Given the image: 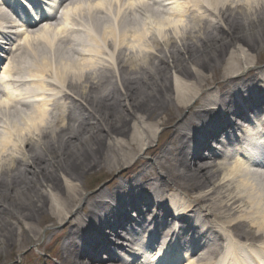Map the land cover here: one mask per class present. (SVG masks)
Listing matches in <instances>:
<instances>
[{"label": "bare ground", "instance_id": "1", "mask_svg": "<svg viewBox=\"0 0 264 264\" xmlns=\"http://www.w3.org/2000/svg\"><path fill=\"white\" fill-rule=\"evenodd\" d=\"M162 2L130 0L132 8L120 18L130 29L124 37L114 33L108 40L109 36H103L101 47L112 49L111 58L73 67L72 73L63 71L58 81L52 79L59 88H66L64 93L54 96L43 82L36 86V93L24 90L23 94L17 89V81L26 78H15L19 74L16 60L28 51L30 40L8 60L2 71L0 113L18 108L19 99L30 103L31 98L33 103L23 108L40 113L38 118L30 111L23 115L28 126H34L31 131L10 122L19 137L15 143L10 142V132L9 136L0 134V258L16 256L26 244L44 247L47 229L65 224L68 237L60 249L59 264H118L122 259L110 254L112 246L139 245L133 237L141 234L139 229L150 235L157 230L166 238L174 225L181 230L177 241L184 239L186 248L175 246L173 263H181L183 252L190 257L181 264H226L230 256L240 264L242 255L254 264H264V175L256 178L245 172L246 166L238 159L236 163L225 157L215 161L216 152L209 154L210 162L200 156V149L214 141L212 133L202 129L205 115L214 119L208 122L209 129L216 131L221 121L220 135L230 134L220 109H228L234 104L232 98L247 93L252 84L264 83V66L256 69L251 60L252 53L264 47V0ZM69 3L57 31H42L37 37L46 40L56 32L59 46L68 44L64 34L69 13L80 7L89 10L87 15L94 23H105L99 11L106 0ZM133 7L141 11V19L132 13ZM70 43L73 54L85 56L76 40ZM60 60L66 65L72 61L68 57ZM235 80L240 86L232 85ZM206 88L222 94L212 97ZM261 88L258 94L264 99V84ZM59 97L61 106L55 100ZM49 105L52 110L47 119L44 109ZM236 107L238 103L229 113L225 111L228 119L241 112ZM163 127L169 145L159 157L145 156L139 164L147 167L122 174L126 183L85 196L88 174L103 171L102 175H111L130 162L136 165ZM157 174V180L151 179ZM174 189L183 198L166 195ZM180 208L186 209L180 212ZM80 212H85L83 218ZM146 213L152 222L161 217L164 223L156 222L152 228ZM175 213L180 216L176 223ZM246 242L258 245L249 248L256 250L255 256L244 248ZM148 245L157 249L164 244L152 239ZM121 264H138V260L124 259Z\"/></svg>", "mask_w": 264, "mask_h": 264}, {"label": "rangeland", "instance_id": "2", "mask_svg": "<svg viewBox=\"0 0 264 264\" xmlns=\"http://www.w3.org/2000/svg\"><path fill=\"white\" fill-rule=\"evenodd\" d=\"M123 0H108L106 2V8H109V14L106 17L105 23H94V20L92 17L88 16L86 14V11L80 12V14L77 17H72V24L70 26L73 27V30L70 32L69 37L72 36L75 38L78 49L81 53L85 54V56H78L76 54H73L70 49H68L66 46L61 44L59 46L58 42L54 43L52 47H48L46 44H39L37 47H34L33 54H29L28 57L24 60V63L22 64L21 71L22 73L28 74L29 71L37 70V73L39 75H44L47 79H56L58 81V78L61 76V73L63 71H66L67 73H72L73 67H80L92 65L93 62H101L104 61L107 58L108 49L102 48V42L103 38L105 36L108 40L113 39V34H121L122 37L125 32H127V29L125 25V20H120V18L123 16L121 13L120 16L116 17L115 12L122 10L123 8ZM105 8V11H106ZM125 17V16H124ZM123 17V18H124ZM131 29L130 31H132ZM77 34V35H76ZM107 34V35H106ZM104 36V37H103ZM79 43L84 44L85 46H79ZM108 44V42H106ZM42 45V48H40ZM246 48H244L245 50ZM62 55V56H61ZM60 57H68L71 62L66 65L65 62H61ZM226 58V57H225ZM224 58V60H225ZM224 60L222 63L220 62L221 66L224 65ZM251 60L256 62V65L264 66V47L259 50V52H253ZM86 61V62H84ZM89 63V64H87ZM104 63V62H102ZM52 82V81H48ZM58 83V82H57ZM55 83L52 85L53 88L56 90L59 88L58 84ZM63 88V87H62ZM62 89H60L61 91ZM23 111V110H22ZM27 110L24 109L22 113H18L17 111L13 109H9V111H6L4 113H0V124L2 127H0V134L2 136H9L8 132H10L11 140L14 143L16 142V139L18 137L17 131L10 122H15L17 124L20 123L19 126L24 127L25 131L31 130L34 126L31 128L27 124V120L24 119V114ZM32 112V115L35 118L39 117V113L35 109H30ZM1 112V111H0ZM45 117L47 118V112L45 113ZM45 118V119H46ZM25 120V121H24ZM8 122V123H4ZM29 127V128H28ZM7 129L9 131H7ZM164 130H166V127L161 128L159 130L160 137L157 139V143L155 142L153 146L147 149H155V146L158 144L159 147L161 145H164L166 142L167 137H165L163 134ZM158 132V133H159ZM165 137V138H164ZM15 139V140H14ZM147 149L144 150V157H140L139 162L136 165H133L132 162L130 164L121 167V169L116 172L115 174H109V175H102L103 171H98L97 173L88 174L87 178L85 179L84 187L85 190L83 193L86 197L91 196L95 191H99V189H109L110 185H112V182L114 183L116 180L122 176V174H131L133 172H136L139 169L142 161L146 157L150 155V153H147ZM146 156V157H145ZM86 207V205L84 206ZM81 217H84L85 212L79 213ZM14 223V221H12ZM45 227V226H44ZM42 227L41 229L45 230L46 228ZM47 232L49 233L46 237V245L44 247H41V244L37 243L35 244L37 247H34L33 245L26 244L24 248L21 249L20 253L16 256L12 257H5L0 258V264H59L62 262L61 255L59 254L60 249L63 245V240L65 237H68V229L64 225L57 226L54 229H47ZM63 236L64 238L62 240H59L60 237ZM49 241V242H48ZM48 242V243H47ZM47 255H49L47 257ZM50 259V260H49Z\"/></svg>", "mask_w": 264, "mask_h": 264}, {"label": "snow or ice", "instance_id": "3", "mask_svg": "<svg viewBox=\"0 0 264 264\" xmlns=\"http://www.w3.org/2000/svg\"><path fill=\"white\" fill-rule=\"evenodd\" d=\"M62 2H63V0H62Z\"/></svg>", "mask_w": 264, "mask_h": 264}]
</instances>
